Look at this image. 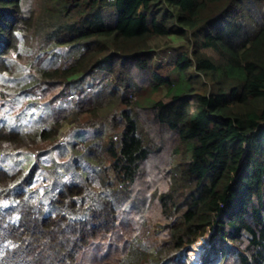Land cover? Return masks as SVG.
<instances>
[{
    "label": "trees",
    "instance_id": "obj_1",
    "mask_svg": "<svg viewBox=\"0 0 264 264\" xmlns=\"http://www.w3.org/2000/svg\"><path fill=\"white\" fill-rule=\"evenodd\" d=\"M25 1L0 0V51L1 42L13 38L18 54L24 52L23 36L37 23L44 40L26 58L42 67L47 82L74 84L104 57L110 69L127 61L149 70L156 84L172 83L168 99L152 98L148 108L168 131L180 161L173 163L172 183L158 195L169 215L161 217L154 233L165 237L153 249L148 238L134 240L138 233L128 241L127 218L138 217L134 186L158 147L127 108L119 112L125 118L119 131L106 119L120 136L105 149L108 165L92 161L99 155L80 152L49 155V175L39 174L40 166L15 172L0 166V204L6 202L0 208V264H187L182 251L207 233L211 245L202 264H264V23L250 36L241 0H229L230 9L207 17L229 12L216 37L201 35L198 24L214 0H37V11L24 7ZM51 11L58 22L49 23ZM86 18L112 24L87 26ZM188 30L195 58L189 63L186 53L178 57L174 82L161 77L149 67L156 42L168 36L171 46ZM190 66L207 75L204 91L194 86ZM5 72L0 68V75ZM3 136L0 131L1 160L10 144ZM99 168L110 177L102 189L90 182Z\"/></svg>",
    "mask_w": 264,
    "mask_h": 264
},
{
    "label": "rangeland",
    "instance_id": "obj_2",
    "mask_svg": "<svg viewBox=\"0 0 264 264\" xmlns=\"http://www.w3.org/2000/svg\"><path fill=\"white\" fill-rule=\"evenodd\" d=\"M261 1L260 18L263 20L264 0ZM223 2H225V0H223ZM248 3L249 11H251L250 8H253L255 4H257L256 0H248ZM215 5L216 3L213 2L208 7L209 10H203L201 13L204 11H206L205 13H208V11L212 12L215 9ZM24 7L32 9V11H37L40 4L36 1L35 5H31L29 4V1L26 0ZM164 11L166 12V10ZM98 14L104 16L102 13H95V15ZM50 15L51 19L49 23L58 22L59 18L56 13L51 11ZM250 22L251 26L253 24V28H255L254 26H257V22L251 20V18ZM70 23L71 22L67 24ZM36 27L37 23L32 30H28L23 36L25 41L23 42V49L26 54L37 45L36 41L38 39L40 42L42 38L44 40L43 30ZM168 42H171L168 36L163 37L162 41L156 42L159 48L157 49L149 67L161 77L169 80L171 79L174 82V79L177 78L179 74L175 67L178 57L183 53L188 52V62H192L195 55L191 50L192 45L188 46L186 39H181L179 37L172 41L171 46L166 47ZM201 53H203V51H201ZM16 55H18V52ZM17 59L19 60L17 69L20 68L22 63H27V58L24 53L17 57ZM109 66L110 64L107 62H103L102 64L98 63L87 74L81 76V80L79 79L80 85L78 87L73 83H70L69 86L63 87L56 84L55 89L45 91L42 96L39 97V99L45 103V106L39 105L36 108V112L42 118L47 117L46 115L49 113L47 122H50V125L53 126V128L52 130H49L51 126H45L48 128L46 136H43V133H37V131L33 135H28V139H31L33 144L30 147L24 146V148L31 151L40 149L43 155H54L56 151H59L58 149L55 150V148L60 145H62V151L65 153H72L75 150L79 152L81 149L85 153L99 155L95 156V158L91 157L92 161L97 163L102 161L104 164L103 166H105L109 164V159L107 157L109 155L107 150H105L106 147L108 144L110 145L111 139H114V143L117 145L120 137L118 135L119 132H110V125L106 119H112L114 131H119L124 127L125 118L121 117V114L119 113L121 110H125L124 108H127L126 112L129 115L133 114L136 115L137 118H141V120H137V125L141 127V133L143 135L150 133L147 138L152 139L153 146L158 148L149 152V156L145 160L146 162L142 166L141 174L134 186V193L139 192L138 196L140 197V201L138 204V217L127 218V222L131 223L127 229L128 241L138 233L134 240L141 242L143 239L148 238V240L145 241L146 246L153 249L155 248V244L161 242L165 237L164 233L161 235L155 234L160 225H162L161 217L168 219L169 215V212H163L158 200V195L160 192L166 190L172 183L171 175L173 163H175L176 160L179 162L180 157H175L173 155L172 141L166 139V134H169L168 131L166 129H161L159 125H157L153 120V117L150 115V108H148V106L150 105V102H152V98L162 97V99H168V96L171 94L169 92L167 93L168 87L173 86V84L170 83L168 86L163 83L156 84L155 77L150 75L149 70L138 69L135 65L129 64L127 61L116 63V67L113 69H110ZM12 69L14 71L16 65ZM25 71H27V69L24 70V68L21 67L17 73L19 72V74H22ZM194 71H196L194 67L190 66L188 68V72L192 73V76L196 79L194 82L196 89L204 91L209 84V79L207 75L201 72L194 73ZM11 73L7 74L11 76ZM78 74L81 75V73ZM6 76L2 77L0 80V100L8 105L9 115L16 116L15 108L10 106L8 101V96L16 89L12 81ZM31 82L35 81L32 80ZM30 85L31 83L27 82L24 87ZM61 90L66 91V99L69 98L72 91H75L77 96H81V104L76 106L65 104L63 106V108L68 109L70 112V114L65 115L63 118L62 115H59L58 113L59 108L56 106V103L52 104V108H48V104L57 99L55 94L59 93ZM134 107L137 108L135 109ZM87 109L89 111H87ZM86 118H89L88 120L92 121L94 125H100L103 120L104 122L100 128L82 127L81 130H77L71 135V138L74 140H84V144L79 149L71 144H66L64 138L69 132L68 128L75 123H82V120ZM115 124L118 126L114 127ZM49 132H51L53 139H48ZM111 134H113L112 137ZM23 137L25 136H19L20 139ZM31 155L32 159L29 157L26 161H23L20 156L11 158V160L7 159L9 166L7 163H5V165L8 166L10 171L18 165H27L29 162V165H36V162L33 159L34 152H32ZM42 172L47 173L46 171ZM95 174L96 177L93 180L92 186H97L98 189H102L105 185V179H110V177L106 172L103 173L102 168L96 170ZM120 208L121 207H119V209ZM210 235L211 233H207L206 235L199 237L197 241L188 248V250L183 251V254H187L186 259L188 264L203 263V254H206L207 249L211 245ZM199 248H201L200 252L197 250ZM133 252H141V250L137 249Z\"/></svg>",
    "mask_w": 264,
    "mask_h": 264
},
{
    "label": "clouds",
    "instance_id": "obj_3",
    "mask_svg": "<svg viewBox=\"0 0 264 264\" xmlns=\"http://www.w3.org/2000/svg\"><path fill=\"white\" fill-rule=\"evenodd\" d=\"M27 1H29V4L35 5L37 0H27ZM204 1L205 0H198V2L200 3ZM213 2L216 3V5L214 6L215 9L212 12L208 11V13H205L206 11H204L203 12L204 14L202 13L203 14V18H201L202 21L198 23L201 35H204V36H208V35H210V37L218 36L224 30V27L226 25L225 22H227V16L229 12L223 13L218 18H207V17L214 16L215 14L223 10L230 9L229 0H225V2H223V0H214ZM256 2L257 4H255L253 8H250L251 11L248 10V7H249L248 0H241V3H240V6H243L246 11V23H247L246 30L250 36L253 35L264 23V19L262 20L260 18V10H261L260 7H261L262 1L256 0ZM91 6H89L88 10L93 8ZM171 6L172 5H169V7ZM96 12L101 13V10L100 11L95 10L93 14L95 15ZM97 16H100V15L98 14ZM100 17L103 19V17H105V14L104 16H100ZM250 18L251 20L257 22V26H254L255 28H253V24L251 26ZM89 23L93 24V26H103L104 23L112 24V21H108L107 19L106 20L104 19L101 22H97V21L89 20L88 18H86V25L88 26ZM180 36H181L180 37L181 39H186L187 43L188 41H190L188 43V46L192 45L191 50L194 54L195 45L192 44V31L188 30L187 34H181ZM1 44H2V50L0 51V54H1L0 55V68H4L6 72L0 75V80L2 79V77L7 75L6 77L9 78L15 86L16 90L10 93V95L8 96V101H9V105L15 108V112L17 115L16 116L9 115L8 105L5 102L0 100V131L3 132L4 134L3 139L5 138V141H7L6 137H9V143H10V144H5L6 149L3 153L4 159L3 160L0 159V166L9 172H15L18 169H22V168L23 169L29 168L32 166L31 164L29 165L30 162L27 165H24V164L18 165L12 171H10L8 169L9 164L7 163V159L11 160V158L20 156L23 159V161H26L29 157L32 159L31 153L34 152L33 159L35 160L36 165H33V166L41 167L38 170L39 174L49 175V172H47L44 168H45V164L47 165V162L50 156L43 155L40 149L36 151H31V150H28L27 148H24V146L30 147L33 144L31 139L30 140L28 139V135H33L35 134L36 131L37 133H43L48 130V128H46L45 126H51L50 122H47L49 113H47L46 115L47 117L42 118L36 112V108L39 105L45 106V103H43L39 99V97L42 96V94L45 91L55 89L56 84H59L62 87L63 85H61L60 83L51 82V81L47 82L46 79H43L40 73H38L39 69L42 67L36 61H35L36 64L34 65V63L32 62L33 61L32 58L31 60L28 59L29 62L27 60V63H22L20 65V68L23 67L24 70L27 69V71H25L22 74H19V72L17 73V71L20 69V68L17 69V65L19 64V60L17 59V57H19L23 53L24 55H26V53L22 52L16 55V53L19 50L16 51L17 44L15 47H13L14 46L13 38H10V40L7 43L5 40L1 42ZM201 51H203V54H204V50H200V53ZM186 54L188 56V52H186ZM52 55L53 53L51 52L50 56ZM104 59H105L104 57H100L98 63L100 64H102L103 62L108 63V61H104ZM98 63H96L94 66H96ZM15 65H16V69L13 71L12 68ZM7 73H11V76H9ZM32 80H34L35 82H31ZM80 80H77L74 83L77 85V87L80 85L79 84ZM27 82L31 83V85L28 87H24ZM60 92L55 94L57 99L54 102L49 103L48 108H52V104L56 103V106L59 108L58 113L59 115L61 114L63 118L65 115L70 114L68 109L63 108V106L65 104H69L72 106L81 104V96H77L76 92L72 91V94L69 96V98L66 99L65 98L66 91L61 90ZM87 111L89 110L87 109ZM88 119L89 118H86L84 119V121H82V123L81 122L75 123L68 128L69 132L66 134L64 138L66 144H71L72 146H75L76 148L79 149L84 144V140H81V139L80 141L77 139L74 140L71 138V135L74 134L77 130H81L82 127L83 128H89V127L100 128L103 123L101 122L100 125H94L92 121H89ZM52 128L53 126H51L49 130H52ZM19 136H25V137L20 139ZM56 149H58L59 151H56L54 155H79L80 152L84 153L85 155H91L90 153L83 152L81 149L79 150V152L75 150L72 153H65L64 151H62V145L56 147L55 150ZM20 154H23V155H20ZM5 163H7L8 166H6ZM42 171H46L47 173H44ZM90 182L92 185L93 181H90ZM1 203L2 204H0V208L5 207L6 202L5 203L1 202ZM192 244L189 245V247L192 246ZM188 248L184 250H188ZM183 251H182V254H183ZM86 255L88 257H91L93 255V247L92 248L89 247V249L86 251ZM186 255L183 254V258L186 259L187 258ZM186 263H187V259H186Z\"/></svg>",
    "mask_w": 264,
    "mask_h": 264
},
{
    "label": "bare ground",
    "instance_id": "obj_4",
    "mask_svg": "<svg viewBox=\"0 0 264 264\" xmlns=\"http://www.w3.org/2000/svg\"><path fill=\"white\" fill-rule=\"evenodd\" d=\"M203 249V248H202ZM198 250V252H200L201 251V248H199V249H197Z\"/></svg>",
    "mask_w": 264,
    "mask_h": 264
}]
</instances>
